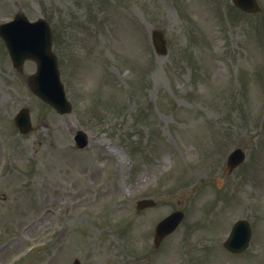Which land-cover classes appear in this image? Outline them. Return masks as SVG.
<instances>
[{"label":"rangeland","instance_id":"374dc122","mask_svg":"<svg viewBox=\"0 0 264 264\" xmlns=\"http://www.w3.org/2000/svg\"><path fill=\"white\" fill-rule=\"evenodd\" d=\"M259 3L261 14L245 15L232 0H0V22L21 10L50 23L74 105L60 116L37 99L27 86L35 63L16 73L0 40L1 264L28 251L61 201L75 216L73 230L56 234L20 264H200V257L204 264H264V0ZM151 29L165 34L167 56L155 53ZM24 107L33 122L27 135L13 122ZM79 129L90 137L83 151L75 149ZM237 142L247 159L225 176ZM207 157L210 166L202 167ZM198 168L204 171L192 175ZM171 176L179 184L167 180L157 207L137 212L131 194ZM97 209L103 213L94 219ZM176 209L186 221L157 255L155 225ZM242 216L256 226L255 239L245 256L230 257L222 247L225 232ZM214 217L221 218L217 231ZM193 225L202 231L186 251ZM208 226L218 237L214 244L205 241ZM133 243L147 251H134Z\"/></svg>","mask_w":264,"mask_h":264},{"label":"water","instance_id":"95a60500","mask_svg":"<svg viewBox=\"0 0 264 264\" xmlns=\"http://www.w3.org/2000/svg\"><path fill=\"white\" fill-rule=\"evenodd\" d=\"M234 2H235V4H236V6L237 7H239L240 9H242L243 11H248V12H253V11H256L257 10V3H256V1L255 0H234ZM158 39L157 40H155V43H156V45H157V47H158V50L160 51V52H164V42H163V40H162V37L161 36H159V37H157ZM45 53H47V54H49V55H51V40H49V44H48V46H47V48L45 49ZM23 58H25V56H23V55H19L18 56V60L19 61H21ZM20 64V62H17V65H19ZM21 67H22V64L21 65H19L18 66V69L20 70L21 69ZM41 68H43V67H41ZM40 68V69H41ZM44 75L46 76V77H49L50 75H52L50 72H48L47 70H44V71H40V73H39V83H38V81L37 80H35V79H31V85L33 84V88L34 89H37L38 90V88H40L41 87V93L43 94V95H45V93H44V88H43V86H41V83H43V79H44ZM55 75H56V73H55ZM37 78V77H36ZM41 82V83H40ZM45 98V97H44ZM46 100H47V102H50V100L49 99H47L46 98ZM57 106V105H56ZM59 109V111H61V112H68V107L67 106H65V107H60V108H58ZM25 116H26V118H27V113H25ZM19 126H21V125H19ZM21 128L23 129V130H27V127L25 128V126H21ZM237 161V160H236ZM236 161L234 160V159H231V161H230V163H229V169L231 170V169H233L237 164H238V162L236 163ZM247 240H248V237H247V239H246V243L245 244H247Z\"/></svg>","mask_w":264,"mask_h":264},{"label":"bare ground","instance_id":"6f19581e","mask_svg":"<svg viewBox=\"0 0 264 264\" xmlns=\"http://www.w3.org/2000/svg\"><path fill=\"white\" fill-rule=\"evenodd\" d=\"M122 25H123V27L127 28L125 21L122 23ZM120 38H122V39L124 38V34H123V33H121V34L119 35V39H120ZM121 46H123V42H122V41H121ZM87 168H88L87 166H83L82 171H83V170H87ZM197 174H200V172H197ZM104 194H106V193H103V195H104Z\"/></svg>","mask_w":264,"mask_h":264}]
</instances>
